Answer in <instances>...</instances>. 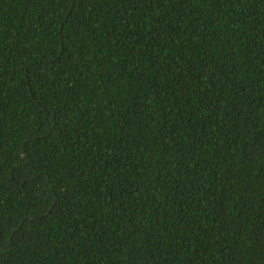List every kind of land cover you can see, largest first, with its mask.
I'll return each instance as SVG.
<instances>
[{
    "label": "trees",
    "instance_id": "trees-1",
    "mask_svg": "<svg viewBox=\"0 0 264 264\" xmlns=\"http://www.w3.org/2000/svg\"><path fill=\"white\" fill-rule=\"evenodd\" d=\"M0 264H264V0H0Z\"/></svg>",
    "mask_w": 264,
    "mask_h": 264
}]
</instances>
